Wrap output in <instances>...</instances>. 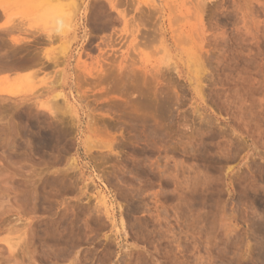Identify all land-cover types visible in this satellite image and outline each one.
I'll return each mask as SVG.
<instances>
[{"label":"rangeland","instance_id":"rangeland-1","mask_svg":"<svg viewBox=\"0 0 264 264\" xmlns=\"http://www.w3.org/2000/svg\"><path fill=\"white\" fill-rule=\"evenodd\" d=\"M0 264H264V0H0Z\"/></svg>","mask_w":264,"mask_h":264},{"label":"bare ground","instance_id":"bare-ground-1","mask_svg":"<svg viewBox=\"0 0 264 264\" xmlns=\"http://www.w3.org/2000/svg\"><path fill=\"white\" fill-rule=\"evenodd\" d=\"M75 2H76V1H75ZM69 3H71V5L74 4V3L72 4V2H69ZM69 3H68V4H69ZM71 5L69 4L70 7H71ZM73 6H74V5H73ZM73 6H72L71 8H73ZM75 6H76V5H75ZM77 7H78V6H77ZM74 8H75V7H74ZM69 9H70V8H69ZM70 10H72V9H70ZM73 10H74V9H73ZM75 10H76V9H75ZM75 10H74V11H75ZM74 11H72V12H74ZM70 12H71V11H70ZM76 12H77V11H76ZM73 14H75V13H73ZM69 19H70V18H69ZM60 20H61V19L58 18V21H57L58 23H57V25L62 23V21H60ZM63 21H64V20H63Z\"/></svg>","mask_w":264,"mask_h":264}]
</instances>
